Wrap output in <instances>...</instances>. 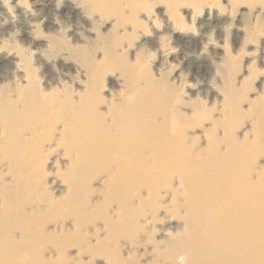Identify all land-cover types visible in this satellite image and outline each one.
<instances>
[{
    "label": "bare ground",
    "instance_id": "6f19581e",
    "mask_svg": "<svg viewBox=\"0 0 264 264\" xmlns=\"http://www.w3.org/2000/svg\"><path fill=\"white\" fill-rule=\"evenodd\" d=\"M85 1L92 11L105 6ZM126 20L119 16L118 25ZM55 43L66 46L61 38ZM87 51L73 49L72 55L95 72ZM106 53L113 55V48ZM147 90L137 102H111L101 112L105 101L93 78L78 100L67 85L43 89L34 73L25 84L0 85V264H91L101 257L107 264H137L133 250L145 238L156 247L147 264H264V168L254 169L246 136L227 139L225 153L213 154L215 161L227 155L230 164L197 170L211 189L199 205L188 204L190 171L204 163L209 148L176 139L174 126L155 122L159 112L172 110L173 97L159 100ZM91 111L86 135L77 119ZM115 134L120 142L109 149ZM128 170L137 180L131 185ZM102 178L103 199L95 202L92 182ZM125 183L130 191L121 193ZM172 207L186 208L185 228L155 241L146 225L162 212L173 215Z\"/></svg>",
    "mask_w": 264,
    "mask_h": 264
},
{
    "label": "rangeland",
    "instance_id": "374dc122",
    "mask_svg": "<svg viewBox=\"0 0 264 264\" xmlns=\"http://www.w3.org/2000/svg\"><path fill=\"white\" fill-rule=\"evenodd\" d=\"M95 1L105 6L92 11L85 0H0V85L25 84L34 73L43 89L67 85L78 100L93 78L97 96L105 101L98 108L101 112L111 102H137L147 85L152 98L172 96V110L159 112L154 121L174 126L176 139L209 148L204 163L190 171L195 176L184 197L188 204L199 205L211 189V180L197 176L200 167L231 163L227 155L213 159L216 151L225 153L229 138L241 141L246 136L254 169L264 168V0ZM119 16L127 18L124 25H118ZM55 38L66 46H58ZM108 46L114 50L111 56ZM73 49L88 50L95 72L72 55ZM149 80L156 83L155 89H149ZM92 118L91 111L77 119L86 135ZM119 142L115 134L108 148L115 149ZM114 157L122 158L121 153ZM127 173L125 182L135 183ZM92 183L98 190L93 201H101L104 178ZM126 183L121 193L130 191ZM171 199L167 194L168 204ZM172 209L173 215L162 212L146 225L155 241L185 228L186 208ZM123 248L126 259L129 250L125 244ZM133 251L137 264H147L156 247L145 238ZM91 264L107 263L101 257Z\"/></svg>",
    "mask_w": 264,
    "mask_h": 264
}]
</instances>
